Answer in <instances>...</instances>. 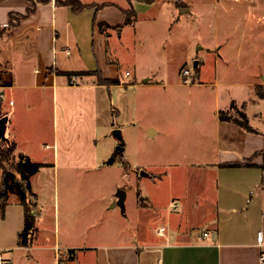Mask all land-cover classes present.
<instances>
[{
  "label": "crops",
  "instance_id": "obj_1",
  "mask_svg": "<svg viewBox=\"0 0 264 264\" xmlns=\"http://www.w3.org/2000/svg\"><path fill=\"white\" fill-rule=\"evenodd\" d=\"M215 1L227 4V14L244 8L249 17L228 28L225 38L199 24ZM263 2L0 0V119L7 118L19 160L44 164L31 176L38 195L31 245L20 243V195L11 192L2 211L10 219L17 208L20 248L31 256L50 249L57 259V247L72 249L63 264H264V237L258 241V232L264 235V71L256 62L236 67L221 60L222 50L236 47L232 34L243 36L237 46L243 48L261 32ZM170 61L178 66L172 74L164 69ZM192 61L195 72L184 74ZM186 86L193 89H179ZM184 105L195 115L191 142L204 147L193 167L212 177L214 186L180 194L168 189L178 201L172 212L167 191L142 188L154 171L168 176L167 167L130 153L132 145L159 135L173 132L181 139ZM241 113L250 129L237 121ZM109 157L116 189L98 191L111 202L94 221L83 220L81 205H62L60 189H46V195L36 189L44 171H100ZM45 223L54 237L44 241Z\"/></svg>",
  "mask_w": 264,
  "mask_h": 264
},
{
  "label": "rangeland",
  "instance_id": "obj_2",
  "mask_svg": "<svg viewBox=\"0 0 264 264\" xmlns=\"http://www.w3.org/2000/svg\"><path fill=\"white\" fill-rule=\"evenodd\" d=\"M252 4V3H251ZM264 4V2H263ZM227 4L222 1H215L209 5L208 12L205 16L206 21H199L200 25H206L209 28L208 32H213V30H218L221 38L227 36V29L238 25L239 21L247 22V12L244 8H239V14L231 15L227 14L226 9ZM244 6V4H243ZM264 12V7H263ZM251 30H254V25H247ZM258 29V28H257ZM215 34V33H214ZM243 34V33H242ZM254 35V34H252ZM235 33L232 34V40H235L236 47L231 46L228 49L222 50L221 60H231L236 62V67H239L241 61H251L252 63H257V68H261L264 71V18L262 21L261 32L254 35L253 39L244 43L243 48H237L240 44L241 39L243 41V36ZM234 45V43L232 44ZM225 52V53H224ZM170 59V58H169ZM214 57L211 56L210 60L213 61ZM222 63V62H221ZM210 68H214L213 62H208ZM176 63L173 61L167 62L164 69L167 70L168 74H172L177 69ZM196 67L194 62L190 63V71L195 72ZM192 87H179L181 90L191 89ZM193 89V88H192ZM128 95V94H125ZM131 96V94L129 95ZM111 106V105H110ZM187 106L184 105V108ZM112 108V107H111ZM237 116V115H236ZM196 123L195 115L191 114L189 108L182 111L180 127H182L181 139L175 133H167L164 136H156L149 138L145 141H141L140 144L132 145L131 155L134 158L142 157L146 162L153 165L157 164L160 167H167L168 172L165 176V172H153L150 178L145 179V184L142 186L143 189H163L165 198V204H169V210L174 212L178 207L174 204L177 203L176 199L170 195L168 189H176V193H184L187 191L192 192L193 189H213L214 180L212 177H204L205 174L201 170H197L193 167L196 160L197 153H201L204 148L200 143L199 145H194L191 142V130L192 126ZM0 139L12 142V138L9 136L6 128L0 129ZM103 141V140H102ZM105 142V140H104ZM143 147L146 150H143ZM207 148V147H206ZM212 149V146H208ZM108 149H111V144L108 145ZM108 159L107 166L103 170H92V171H75L67 174L62 172L59 174H54L50 171H44L36 179V189L39 190L41 195H46L49 193L46 189H60V197L62 205L64 201H70L81 205L82 212L85 213L82 218L86 222L94 221L98 219V211L101 208H105L111 201V197L108 195H99L98 191L100 189H116V177L111 170V164ZM10 162H18V154L13 151L9 156ZM181 163L183 169L177 164ZM169 173V174H168ZM160 174V175H158ZM121 183L129 189H137V185H130L131 183L126 180H122ZM0 185H1V170H0ZM108 194V193H106ZM168 206V205H167ZM167 208V207H166ZM167 208V210H168ZM17 208H12V216L10 219H6L3 216L2 210L0 208V252L5 259L10 258L12 264H63V260L55 258L53 250L35 251L34 256H31L29 251L23 250L19 247V231L18 225V211ZM168 210V211H169ZM86 217V218H85ZM53 229L46 223L41 227V237L42 240L51 239L54 237ZM96 232L92 234V240H95ZM97 236V235H96ZM8 248V249H6ZM83 264V261H78L76 264ZM85 264V263H84Z\"/></svg>",
  "mask_w": 264,
  "mask_h": 264
},
{
  "label": "trees",
  "instance_id": "obj_3",
  "mask_svg": "<svg viewBox=\"0 0 264 264\" xmlns=\"http://www.w3.org/2000/svg\"><path fill=\"white\" fill-rule=\"evenodd\" d=\"M82 7V6H79ZM130 16L133 15L130 12ZM108 83H119V79H109ZM2 99H0V116L2 114ZM243 120H237L244 127L250 129L246 115L241 113ZM222 118L229 119L222 113ZM16 150L14 142L0 139V169L2 181L0 185V208L4 212L8 204L9 194L16 192L20 195L25 209V225L20 233V243L29 246L33 243L37 231L35 210L38 195L32 189L31 176L36 174L44 164L33 162L29 158H21L18 162H10V154ZM233 165L239 163H232Z\"/></svg>",
  "mask_w": 264,
  "mask_h": 264
},
{
  "label": "built area",
  "instance_id": "obj_4",
  "mask_svg": "<svg viewBox=\"0 0 264 264\" xmlns=\"http://www.w3.org/2000/svg\"><path fill=\"white\" fill-rule=\"evenodd\" d=\"M190 68L189 67H185L184 69H183V73L184 74H190ZM130 74V71H127L126 72V75H129ZM78 75H76V74H74V75H72V77H71V81L72 82H77L78 81ZM5 98V93H4V90H3V85H2V83H1V77H0V99H4ZM10 104L12 105V104H14V101L13 100H11L10 101ZM164 230H165V227H161V229H160V233L163 235L164 234ZM205 235H208V233H205ZM263 237H264V235H263V232L262 231H259L258 232V241L262 244V242H263ZM57 252H58V258L59 259H62L63 257H69V256H71V255H73V251H72V249H69V248H67V249H63L62 247H57ZM262 259H264V255H262ZM0 264H12L8 259H5L4 257H3V255H2V253L0 252Z\"/></svg>",
  "mask_w": 264,
  "mask_h": 264
},
{
  "label": "water",
  "instance_id": "obj_5",
  "mask_svg": "<svg viewBox=\"0 0 264 264\" xmlns=\"http://www.w3.org/2000/svg\"><path fill=\"white\" fill-rule=\"evenodd\" d=\"M6 122H7V118L6 117H3V118L0 119V129H4L5 128ZM115 133L120 139H122V136L120 134V130L119 129H116ZM118 151H120V152L123 151V146L122 145L118 146ZM121 195L124 196L123 193H121Z\"/></svg>",
  "mask_w": 264,
  "mask_h": 264
}]
</instances>
